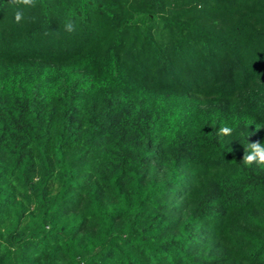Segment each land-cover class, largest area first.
I'll return each instance as SVG.
<instances>
[{
	"label": "trees",
	"instance_id": "1",
	"mask_svg": "<svg viewBox=\"0 0 264 264\" xmlns=\"http://www.w3.org/2000/svg\"><path fill=\"white\" fill-rule=\"evenodd\" d=\"M256 125L264 0H0V264H264Z\"/></svg>",
	"mask_w": 264,
	"mask_h": 264
},
{
	"label": "clouds",
	"instance_id": "2",
	"mask_svg": "<svg viewBox=\"0 0 264 264\" xmlns=\"http://www.w3.org/2000/svg\"><path fill=\"white\" fill-rule=\"evenodd\" d=\"M8 5L14 6V20L19 24L24 19V8L35 7L36 0H8ZM64 30L69 33L75 31V25L71 19L64 24ZM262 127L264 126L256 125L257 130ZM232 132V128L225 126L218 130V135H231ZM244 147L245 152L241 160L244 166L251 167L253 164L264 165V143L259 141L249 142L247 145H244Z\"/></svg>",
	"mask_w": 264,
	"mask_h": 264
}]
</instances>
